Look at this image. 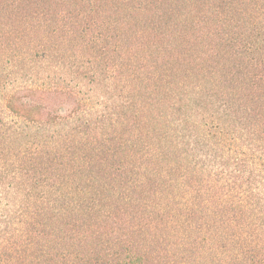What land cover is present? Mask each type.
Here are the masks:
<instances>
[{
    "label": "trees",
    "instance_id": "1",
    "mask_svg": "<svg viewBox=\"0 0 264 264\" xmlns=\"http://www.w3.org/2000/svg\"><path fill=\"white\" fill-rule=\"evenodd\" d=\"M0 264H264V0H0Z\"/></svg>",
    "mask_w": 264,
    "mask_h": 264
}]
</instances>
